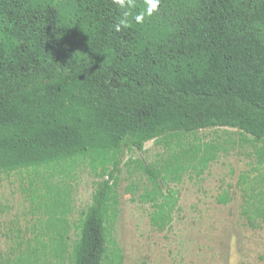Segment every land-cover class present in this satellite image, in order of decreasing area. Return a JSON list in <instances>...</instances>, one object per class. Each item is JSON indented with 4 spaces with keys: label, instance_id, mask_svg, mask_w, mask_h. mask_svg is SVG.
I'll return each mask as SVG.
<instances>
[{
    "label": "trees",
    "instance_id": "trees-1",
    "mask_svg": "<svg viewBox=\"0 0 264 264\" xmlns=\"http://www.w3.org/2000/svg\"><path fill=\"white\" fill-rule=\"evenodd\" d=\"M208 128L264 141V0H0V174ZM112 178L72 264H104ZM49 207L62 231L64 199Z\"/></svg>",
    "mask_w": 264,
    "mask_h": 264
},
{
    "label": "rangeland",
    "instance_id": "rangeland-1",
    "mask_svg": "<svg viewBox=\"0 0 264 264\" xmlns=\"http://www.w3.org/2000/svg\"><path fill=\"white\" fill-rule=\"evenodd\" d=\"M110 174L117 214L104 264H264V141L230 128L1 173L0 264H72L84 214ZM57 194L62 231L49 207Z\"/></svg>",
    "mask_w": 264,
    "mask_h": 264
},
{
    "label": "clouds",
    "instance_id": "clouds-1",
    "mask_svg": "<svg viewBox=\"0 0 264 264\" xmlns=\"http://www.w3.org/2000/svg\"><path fill=\"white\" fill-rule=\"evenodd\" d=\"M152 7L155 8L156 7V4H153ZM116 30L118 31L119 30V27H116Z\"/></svg>",
    "mask_w": 264,
    "mask_h": 264
}]
</instances>
